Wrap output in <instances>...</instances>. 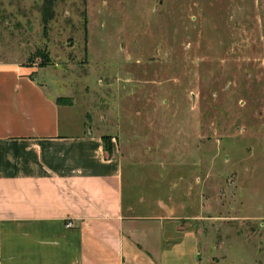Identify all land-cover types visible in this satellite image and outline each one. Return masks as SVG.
<instances>
[{"label": "rangeland", "instance_id": "rangeland-1", "mask_svg": "<svg viewBox=\"0 0 264 264\" xmlns=\"http://www.w3.org/2000/svg\"><path fill=\"white\" fill-rule=\"evenodd\" d=\"M49 5L0 0V60L43 68L71 123L118 136L205 255L264 264V0Z\"/></svg>", "mask_w": 264, "mask_h": 264}, {"label": "crops", "instance_id": "crops-1", "mask_svg": "<svg viewBox=\"0 0 264 264\" xmlns=\"http://www.w3.org/2000/svg\"><path fill=\"white\" fill-rule=\"evenodd\" d=\"M42 69L0 60V264L223 263L187 204L125 173L118 136L107 154L71 123Z\"/></svg>", "mask_w": 264, "mask_h": 264}, {"label": "trees", "instance_id": "trees-1", "mask_svg": "<svg viewBox=\"0 0 264 264\" xmlns=\"http://www.w3.org/2000/svg\"><path fill=\"white\" fill-rule=\"evenodd\" d=\"M54 1L55 0H49V4H50L49 6H51L52 5V2H54ZM107 140H105V138H103V142L105 144V151L108 154L110 152V145H109V140L108 141Z\"/></svg>", "mask_w": 264, "mask_h": 264}, {"label": "built area", "instance_id": "built-area-1", "mask_svg": "<svg viewBox=\"0 0 264 264\" xmlns=\"http://www.w3.org/2000/svg\"><path fill=\"white\" fill-rule=\"evenodd\" d=\"M71 226H72L71 223H67V225H66L67 228H69Z\"/></svg>", "mask_w": 264, "mask_h": 264}]
</instances>
